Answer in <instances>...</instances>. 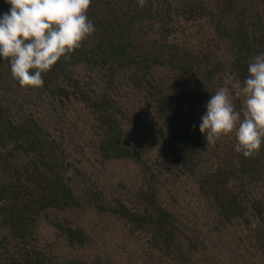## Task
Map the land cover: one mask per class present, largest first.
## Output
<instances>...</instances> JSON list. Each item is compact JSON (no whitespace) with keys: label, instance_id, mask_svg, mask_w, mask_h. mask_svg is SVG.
Instances as JSON below:
<instances>
[{"label":"trees","instance_id":"1","mask_svg":"<svg viewBox=\"0 0 264 264\" xmlns=\"http://www.w3.org/2000/svg\"><path fill=\"white\" fill-rule=\"evenodd\" d=\"M87 15L96 31L42 87H20L0 61V264H115L92 256L91 214L144 239L143 264H192L236 225L264 256V197L250 198L264 145L245 158L234 133L207 146L199 131L225 75L242 83L264 52V0H91ZM112 164L135 173L104 181ZM183 184L203 208L194 220Z\"/></svg>","mask_w":264,"mask_h":264},{"label":"clouds","instance_id":"2","mask_svg":"<svg viewBox=\"0 0 264 264\" xmlns=\"http://www.w3.org/2000/svg\"><path fill=\"white\" fill-rule=\"evenodd\" d=\"M0 14V61L10 65L22 88H39L43 74L68 58L96 28L87 12L91 0H5ZM146 0H138L143 7ZM242 83L226 74L200 117L199 131L207 146L234 133V150L252 157L264 145V52L248 63ZM243 97L237 109L235 101ZM196 125H193L195 130Z\"/></svg>","mask_w":264,"mask_h":264},{"label":"rangeland","instance_id":"3","mask_svg":"<svg viewBox=\"0 0 264 264\" xmlns=\"http://www.w3.org/2000/svg\"><path fill=\"white\" fill-rule=\"evenodd\" d=\"M151 162H155L156 158L151 156ZM134 168L126 164H112L110 165L109 173L105 176L104 181L117 182L119 179H126L128 176H133L135 173L132 171ZM108 179H110L108 181ZM176 190L182 195V206L189 217V220H194L193 212L197 210L199 215L202 216L203 208L198 209V199L196 196H192V187L185 186L176 187ZM251 199L264 197V187H257L256 189H251ZM85 226H90L89 223L96 225L95 227H87L88 232L91 230V236L93 238L94 244L91 245L92 256L98 255L103 259L110 257L113 258L115 264H143L144 256L143 252L146 251L147 245L145 241L140 240L138 244L135 243L136 240L130 238L129 241L122 239V233L117 230L111 231L112 226L107 220H101L94 215H87L82 218ZM205 221L201 220L198 226L201 230L208 234V230L211 228L209 221H207V226L202 225ZM255 224V223H254ZM209 226V228H208ZM253 228V227H252ZM50 229L45 230V234H51ZM124 238V237H123ZM47 241L54 239L51 234L48 238L45 237ZM138 241V240H137ZM255 236L252 230L245 229L242 225H236L233 228H227L222 237H215L211 239L208 243L206 250L203 254H194V263L192 264H264V256L255 247ZM94 247V248H93ZM65 253V251L62 250ZM70 254V252H69ZM84 254L81 253V255ZM91 254V253H90ZM72 256V254H70ZM75 255V254H74ZM73 255V256H74ZM85 255V254H84ZM131 259V261H130ZM112 260V259H111Z\"/></svg>","mask_w":264,"mask_h":264}]
</instances>
